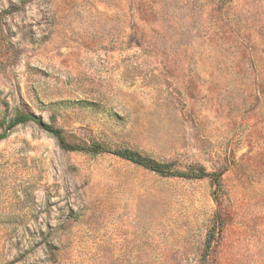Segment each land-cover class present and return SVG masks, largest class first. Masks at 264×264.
I'll use <instances>...</instances> for the list:
<instances>
[{"label":"rangeland","instance_id":"rangeland-1","mask_svg":"<svg viewBox=\"0 0 264 264\" xmlns=\"http://www.w3.org/2000/svg\"><path fill=\"white\" fill-rule=\"evenodd\" d=\"M4 133L0 264H264V0H0Z\"/></svg>","mask_w":264,"mask_h":264},{"label":"trees","instance_id":"trees-1","mask_svg":"<svg viewBox=\"0 0 264 264\" xmlns=\"http://www.w3.org/2000/svg\"><path fill=\"white\" fill-rule=\"evenodd\" d=\"M29 121L36 122L38 125L49 131L52 135H54L59 144L62 148L70 151H87L90 153L98 154L102 152H112L115 155L126 159L134 164L140 165L146 169L152 170L160 175L165 176H182V177H190V178H198V177H204L207 176L209 173L204 168H198V167H192L189 170H179V169H173V163L172 162H165L160 161L155 158H152L150 156H147L140 151H137L132 148H118V149H108L103 144L98 142H93L92 144H77L72 143L66 140L63 131L59 128L53 127L47 123H45L39 116H37L33 112H18L14 119L11 120V122L8 125V128H13L14 126L18 124H23ZM6 134H1L0 139L4 138ZM216 226L221 225L220 220H216L215 222ZM214 236L213 233L209 234V236L206 239L205 242V249L209 250L211 248L212 243L214 242Z\"/></svg>","mask_w":264,"mask_h":264}]
</instances>
